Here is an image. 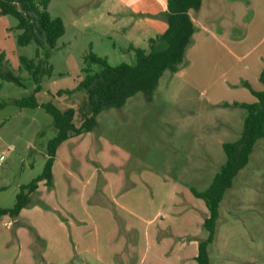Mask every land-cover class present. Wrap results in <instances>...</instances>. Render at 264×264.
Masks as SVG:
<instances>
[{"label": "rangeland", "instance_id": "obj_1", "mask_svg": "<svg viewBox=\"0 0 264 264\" xmlns=\"http://www.w3.org/2000/svg\"><path fill=\"white\" fill-rule=\"evenodd\" d=\"M108 9L107 0H50L49 13L64 21L66 32L56 48L45 44L39 56L35 43L18 44L21 31L17 19L0 15V52L5 56V68L16 78H0V207H13L21 186L44 169L47 144L58 134L46 106L73 110L76 127L91 116L87 93H69L83 78L84 56L89 52L109 55L112 66L135 63L134 52L126 49L131 43L129 27L119 36L103 17ZM199 10L205 31L196 27L195 34L201 35L193 36L186 65L176 72L165 71L152 93H139L121 108L103 110L92 131L64 142L60 153L58 148L55 161L60 156L64 168V160L71 159L65 161L66 165L72 161L69 172L83 173L85 180L94 184L95 192L86 204L104 207L107 219L104 214H99L101 219L91 214L94 209L89 208L87 222H70L60 210L42 204L41 208L54 212L69 226L73 252L76 247L79 251L99 250L109 240L110 246L121 244L115 247L127 253L137 251V256L141 249V254L159 264H198L193 243L207 236L204 220L208 211L192 188L205 191L211 185L226 162L223 144L239 139L247 114L240 107L224 105L241 99L239 93L246 90L242 85L238 90L232 86L240 63L216 43L212 33L218 34L221 42L243 40L247 26L256 15L264 14V0H202ZM139 43V48L149 50V44ZM21 57L34 60L31 73L21 64ZM16 100L36 106L21 107ZM76 156L78 163L74 162ZM81 161L86 163L83 169ZM105 183V191L112 187L116 195L147 191V196L138 198L150 205L142 231L127 229L114 199L101 198ZM59 198L62 203L64 198L60 194ZM135 199L120 201L128 204ZM76 203L81 210L79 201ZM88 222L90 229H72L73 223L86 226ZM26 223L12 226L10 241L5 238V228H0V264H120L126 258L77 252L60 256L50 250L44 256L46 239V244H41L37 229ZM24 228L26 233L21 235L18 231ZM62 247L60 244L57 249ZM209 256L211 264H264V138L256 143L248 164L220 203ZM160 257L164 261H159Z\"/></svg>", "mask_w": 264, "mask_h": 264}, {"label": "trees", "instance_id": "obj_2", "mask_svg": "<svg viewBox=\"0 0 264 264\" xmlns=\"http://www.w3.org/2000/svg\"><path fill=\"white\" fill-rule=\"evenodd\" d=\"M202 0H167V10L160 15L167 24V30L149 40V50L131 46L136 61L112 66L107 58L99 57L93 52L84 56L85 66L82 69L83 78L78 87L70 91H84L90 98L91 116H86L83 124L76 127L73 118L74 111H60L52 105L46 106L54 119L58 130L56 137L47 144V159L40 175L26 185H22L16 197V203L11 208L0 207V219L9 216L17 218L22 209L29 206L32 196L41 181H46L48 187L53 182V164L56 152L62 143L68 139L88 133L97 126V117L105 109L121 108L127 100L139 93L150 94L156 89L165 71L176 72L186 65V54L193 42L196 26L190 12L197 11ZM50 0H0V15H10L17 19V42L20 46L31 43L37 45L36 55L45 44L50 49L57 46L58 41L65 35L66 27L60 17L49 13ZM21 64L31 73L36 64L34 60L21 57ZM5 56L0 52V78L16 80L12 72L5 68ZM95 65L98 69H94ZM263 88L256 90L248 82H242L256 101L253 103L224 104L225 106L240 107L247 111L243 131L236 142L224 143L226 162L215 175L211 185L205 191L192 188L195 197L202 199L208 209L204 220L207 232L205 239L199 241L196 261L198 264H211L209 246L215 241L219 207L225 193L232 187L233 180L245 168L250 160L256 143L264 138V70L259 75ZM21 107H34L33 103L16 100Z\"/></svg>", "mask_w": 264, "mask_h": 264}, {"label": "crops", "instance_id": "obj_3", "mask_svg": "<svg viewBox=\"0 0 264 264\" xmlns=\"http://www.w3.org/2000/svg\"><path fill=\"white\" fill-rule=\"evenodd\" d=\"M107 3L110 5V9H108V15L103 16L105 17L106 23L112 27L113 30L119 34V36H121L122 33L124 34L127 30L126 27H129L128 34L131 43L126 49L131 46L138 47V44H140L139 42L149 44V40L151 38H155L156 36L163 34L168 28L167 22L160 17V15L167 10V0H107ZM201 12L202 11L199 9L197 11L192 10L190 15L195 26L205 31L203 29L204 22L202 20L203 14H201ZM126 13H128V17L122 16ZM115 15H120L121 17L119 16L116 18ZM212 34L216 43L220 44L228 54L240 63L239 67H241V69L236 71L235 81H233L232 86L238 90L243 86L242 82L245 81L251 84V86L256 90H261L263 86L259 81V75L264 70V14L256 15L254 21L247 26L243 40L239 41L236 39L235 41H229V39H227L226 42H221L218 34ZM199 35H201V33H197L194 36L197 39ZM104 57L107 58L109 62V55H105ZM244 89L246 92L249 91L246 87H244ZM246 92H240L239 95H241V99H235L232 103L255 102L256 99L251 92L249 91L248 95ZM76 138L77 137H72L71 139H68L67 142H72ZM67 142L65 141V143ZM62 146L59 148V153L61 152L60 150ZM68 159L66 158L63 162L64 168H62L60 164V156L55 161L53 165V182L51 187L47 186L45 180L39 182L38 189L32 196L31 202L33 204L32 206H34L33 208L25 207L22 209L20 215L15 219L9 216H4L0 219V228H5L4 233L6 240L10 241L11 239L12 226H23L25 225L24 223L29 222L37 229L39 236L42 239L41 244H46L45 239L47 241L48 248H46L44 256L49 253V250L52 251V253H58L60 256H65L66 254L74 256L76 252L78 255L82 253L83 256H85V254L91 256L99 253V256H110L111 258L113 256H126L124 259L120 258V264H130L131 258L132 264H159L156 260L150 259L149 256H146L145 253L141 254L140 248L137 256V251H134V253H127L123 252V248L120 250L115 247L120 246L121 244L114 243L110 246L111 241L109 240H106L99 250L94 247L92 249L85 248L83 251H79L78 247H76L77 250L73 252V249L70 246L71 233L69 232V226L65 224L60 217L55 215L54 212L41 208L42 204L47 206L49 205L54 209L60 210L63 214H65V218H68L70 222H73L74 220L87 222L90 219L91 214H94L101 219L99 214H104V207H90L86 204V200L92 195V192H95L96 187L94 188V184L85 180L83 173H70L68 166H70L72 161L66 165L65 161ZM70 160L71 159H69V161ZM74 162L78 163L77 156L74 158ZM80 165L83 169L85 168L86 163L81 161ZM107 185L108 184L104 185L103 189L100 191L101 198L105 200L108 198L111 200L114 199L113 201L120 207L123 217L126 218L127 229L142 231L144 224L147 222L146 216L150 211V205L140 203L138 198L147 196V191L143 189L141 192H136L135 194L123 193L122 195H116V192L112 187H110L109 191H105ZM59 194L64 198L62 203L60 201ZM125 197L136 199L134 201H130L128 204H124L120 200ZM77 201H79L81 210L77 206ZM89 208L94 209V212L90 214L88 212ZM104 220H107L105 218V214ZM90 225V222H88L86 226H76L73 223L72 229L78 232L83 228L90 229ZM25 229L26 228L19 229L18 232L22 235L23 231L26 233ZM76 236L78 238L79 235L76 234ZM26 237H28L30 243L33 242L28 235ZM202 239L205 238L201 237L197 240V242L193 243L197 246L196 253L194 254L195 259L198 254L199 241ZM60 244L63 247L57 249V246ZM137 246L130 245V247H133L134 249H136L135 247ZM163 258L164 257H160L158 260L162 262L164 261ZM61 260L64 261V259ZM68 260L69 259H67V262ZM176 264L181 263L176 262Z\"/></svg>", "mask_w": 264, "mask_h": 264}, {"label": "built area", "instance_id": "obj_4", "mask_svg": "<svg viewBox=\"0 0 264 264\" xmlns=\"http://www.w3.org/2000/svg\"><path fill=\"white\" fill-rule=\"evenodd\" d=\"M2 159H3V157H2Z\"/></svg>", "mask_w": 264, "mask_h": 264}]
</instances>
